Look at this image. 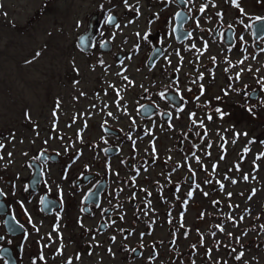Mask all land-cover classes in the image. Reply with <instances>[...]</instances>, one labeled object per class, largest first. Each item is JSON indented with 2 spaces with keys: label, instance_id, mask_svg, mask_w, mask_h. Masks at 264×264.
I'll use <instances>...</instances> for the list:
<instances>
[{
  "label": "rangeland",
  "instance_id": "rangeland-1",
  "mask_svg": "<svg viewBox=\"0 0 264 264\" xmlns=\"http://www.w3.org/2000/svg\"><path fill=\"white\" fill-rule=\"evenodd\" d=\"M204 2L0 0V189L32 216L37 264H264V104L239 105L264 101V35L252 32L264 7L211 0L201 12ZM181 6L192 34L178 41ZM41 151L58 156L50 188L71 192L52 221L20 194L24 162ZM80 169L92 176L85 192L107 182L100 207L79 203ZM25 252L20 263L33 264Z\"/></svg>",
  "mask_w": 264,
  "mask_h": 264
},
{
  "label": "flooded vegetation",
  "instance_id": "flooded-vegetation-1",
  "mask_svg": "<svg viewBox=\"0 0 264 264\" xmlns=\"http://www.w3.org/2000/svg\"><path fill=\"white\" fill-rule=\"evenodd\" d=\"M206 1L207 2H204L203 5H202V6H204V9L207 8V5H208L209 1H211V0H206ZM181 2H183V4ZM241 3L244 4V0H238L239 12L242 13L240 9H243V13L242 14H245V9L246 8L244 6H241ZM254 3L258 4V6L264 7V0H254ZM179 4L185 5V4H187V2H185V0H179ZM229 4L234 5L231 2V0H229ZM180 10H184L188 15H190L188 10L186 11L185 9L182 8V6H181ZM216 35H217L216 37H219L220 32L218 31L216 33ZM50 155H51V153H47L45 151H41L39 153V156H36V157L31 158L28 161L26 160L24 162L25 167L27 169L31 170V172H32L31 176L32 177L23 181V183H22L23 184V188L26 187V190H22L20 192V194L22 195L25 192L28 195H29V193L33 194L34 199H32L31 201H33V202L40 201L39 206L36 209L37 210H41L42 213L44 212L43 208H42V204H43V198H44L45 195H47L50 199H52L54 201H58L60 203V206L59 207H55L53 209L52 213L48 214V213L44 212L45 214H47L51 218V221H52V219L54 217H56V215L58 214L59 210H62V207L69 203L68 201H66L67 200L66 198H68L66 193H68V191L70 192V189L64 190V188H62L61 186H58L55 190H52L50 188V184H49V181H48L47 174H48V171L50 169L54 168L52 160L58 159V156H56V155H51L50 156ZM47 164H49L50 166L48 167ZM37 166L41 170V180H40V182L36 183V188H33L32 180H33L34 173L36 172V167ZM60 166H61V164L58 163V167H56V169L59 172L61 171L63 176L65 174L70 173L71 167L69 165L68 166L65 165L66 167H64V166L60 167ZM90 175L91 174L86 173V172L83 173L82 169H80L79 171H76L75 173H73V176L77 177L75 180H73V183L77 187V191L82 192V195H83V198L79 199V201H80L79 203H81L82 200H83L84 203H86L87 195L92 190H94L95 186L99 183L98 182L94 187L90 188V190H87V192H85L84 190L86 189V187H89V186L91 187L92 176H90ZM78 181H79V183H78ZM8 184L9 185H14L12 180H9ZM45 187H48V189L45 188ZM3 193H4V201H5L6 205H7V212L12 214V215H14V217L19 222V224L22 225L23 228L25 229V232L23 234H20V235H11V234H9L7 229H6V226H5V218H6V216H0V264H21L20 263L21 257L24 256L27 253V252L24 253L25 250L29 251L28 254L30 256L29 258L31 259L30 262H32L33 264H37L38 260H39V256L37 255L36 249H34V244H32L31 239L29 240V238H30V230H31V228H34V227L32 226V223H30V224L27 223V219L28 220L30 219L31 222H32V219H31L32 216L30 218L29 215H28V212L26 210H24V209L22 210V213L24 215L19 216L16 207L14 205H11V204L9 205V201L7 200V197H9L11 195L7 196V193H5V192H3ZM16 195H18V194H16ZM40 198H41V200H40ZM24 199L25 198L22 197V199L20 198L18 200V202L22 206H25V204H27V201L24 200ZM70 203L74 204V201L71 199ZM90 205H92V204H90ZM84 207H86V206H84ZM84 207H83V212H84ZM85 213H87V212H85ZM22 218H24V219H22ZM53 222H54V220H53ZM3 250L10 251V254L13 257V261L12 262L9 261L8 253H5V254L2 253ZM34 250H35L36 253L34 252Z\"/></svg>",
  "mask_w": 264,
  "mask_h": 264
},
{
  "label": "water",
  "instance_id": "water-1",
  "mask_svg": "<svg viewBox=\"0 0 264 264\" xmlns=\"http://www.w3.org/2000/svg\"><path fill=\"white\" fill-rule=\"evenodd\" d=\"M183 4V2H181ZM179 13V15H177ZM175 16V20H176V24L174 26V35L176 37V39L178 41H182L183 39H185L186 37H188V33L189 31L184 29V24L186 21H188L189 19V15L184 11V10H180L178 11ZM109 22V23H113ZM260 25H264V20L261 21H255L252 25V31H253V36L255 39H259L260 37H262L264 35V32H260L257 29L259 28ZM233 40V32L232 30H228L227 34H226V42L227 43H232ZM160 49L154 50V52L152 53V61H154V59L157 58V56L160 54ZM254 96V94L252 95ZM153 111V106L152 105H145L142 107L141 109V113L144 116H150L152 114ZM114 150L113 149H108L107 153H113ZM41 180V170L40 168L37 166L36 167V172L34 173L33 176V180H32V186L33 188H36V183L40 182ZM107 186V182L103 181V182H99L94 190H92L86 198V204H95L98 205L100 203L101 200V194L104 191L105 187ZM60 203L58 201H54L52 199H50L47 195L44 196L43 198V204H42V208L43 211L45 213H52L53 209L55 207H59ZM86 211L89 212L88 210V206H86ZM0 216H6L5 218V226L6 229L8 231L9 234L11 235H20L23 234L25 232V229L23 228V226L21 227V225L19 224V222L16 220V218L14 217V215L10 214L7 212V205L4 201V193L3 191L0 189ZM3 254L8 253L9 255V261H13V257L10 254V251L8 250H3L2 251Z\"/></svg>",
  "mask_w": 264,
  "mask_h": 264
},
{
  "label": "snow or ice",
  "instance_id": "snow-or-ice-1",
  "mask_svg": "<svg viewBox=\"0 0 264 264\" xmlns=\"http://www.w3.org/2000/svg\"><path fill=\"white\" fill-rule=\"evenodd\" d=\"M185 2H187V0H185ZM231 2H232L235 6H238V0H231ZM125 4H126V6H127V0H125ZM204 10H205V9H204V6H202L201 9H200V11L203 12ZM240 10H241V12L243 13V9H240ZM137 11H138V9H137ZM177 15H179V13H178ZM255 19H256L257 21H261V20H264V17H256ZM114 20H115V18H114L113 16H111V15H109V16L107 17V21H108V22H112V21H114ZM117 26H118V25H117ZM257 30L260 31V32H264V25H260L259 28H258ZM187 35H188V36H191V33H188ZM37 55H39V53H37ZM241 62H242V61H241ZM124 78L127 79V77H124ZM237 78H239V74H237ZM201 91L203 92V87H202V86H201ZM216 111L221 115V117H223L224 113H223L219 108L216 109ZM108 115L111 116L112 113L109 112ZM208 118L211 119L210 116H209ZM194 123H195V121H194ZM200 126L203 127V122H202V121H201ZM236 135H237V137H238L240 134H236ZM244 135H246V133H245ZM233 143H235V141H233ZM262 143H264V142H262ZM2 147H3V145L0 144V148H2ZM153 151L155 152V149H153ZM245 151H247V149H245ZM9 155H11V154L9 153ZM261 156H264V153H260V154L257 156V159H259ZM222 158H223V157H222ZM0 159H2V157H0ZM169 159H170V158H169ZM196 159H197V162H199V157H197ZM215 167H216V166L213 165V169H214V170H215ZM226 179H227V177H226ZM244 179L247 180V179H248V176L245 175V176H244ZM232 182L235 183L236 181L233 180ZM205 183H211V181H205ZM220 186H221V188H223V185H222V184H221ZM195 187H196V188H199L200 186L197 184ZM193 194H194V189H193V190H190V191L187 193V197L190 199V198H192ZM149 195H151V194L149 193ZM204 195L207 196L208 193L205 192ZM228 195L231 196V193H228ZM150 203H151V202L149 201V205H150ZM187 203H188V200L186 199V200L184 201V205H187ZM201 216H203V213L201 214ZM181 217H183V213L181 214ZM181 226H183V224H181ZM21 227H22V225H21ZM217 227L220 228L221 231H223V228H222L221 226L217 225ZM229 235H231V234H229ZM202 239H203V238H202ZM133 251H134V250H133ZM241 255H242V254H241ZM41 259H44V257L41 256ZM77 259H79V256H77ZM237 259H239V257H237ZM68 264H71V260H69Z\"/></svg>",
  "mask_w": 264,
  "mask_h": 264
},
{
  "label": "trees",
  "instance_id": "trees-1",
  "mask_svg": "<svg viewBox=\"0 0 264 264\" xmlns=\"http://www.w3.org/2000/svg\"><path fill=\"white\" fill-rule=\"evenodd\" d=\"M101 24L103 25V22H102ZM101 24H100V25H101ZM170 32H172V31H170ZM262 88H264V87H262ZM165 90H166V89H165ZM165 90H163V91H165ZM262 104H264V101H256L255 103H252V102L249 101V102H247L246 105H244V106H243V104H240V103H239V105H241L242 108L245 109V110H243V111H247V112L249 111V112H251V114H252V113L255 114V111H254V110H255V109H254V108H255V105L257 106V105H262ZM140 108H141V107H140ZM168 121H170V120H168ZM127 135L129 136V138H131V142L133 143V146H135V143H136L135 141H136V139H135V138H132V137H131V133H129V132L127 133ZM186 139H187V137H186ZM150 145H151V147H152L153 149H155V148H154V146H155L154 143H151ZM193 146L195 147V148H193V149H196L197 146H196V145H193ZM104 149H106V148H103V150H104ZM105 151H106V150H105ZM135 151H137V149H135ZM137 157H138V155L135 156V160H138ZM105 159H106V160H105L104 165H105L106 167H105V169H104V172L107 173V175H106L105 177H106V180H107V182H108V186H110V182H111V181L109 180V177H110V175H111V173H112V172H111L112 170H111V167H110V163H109V161H110V157H108V155H106V158H105ZM107 176H108V177H107ZM102 178H103V177H102ZM131 178L134 179V175L131 176ZM98 182H100V179H99V181H97V183H98ZM97 183H95V184L93 185V187H94ZM192 185H195V182H193ZM187 200H188V202H189V198H188V197H187ZM97 206L100 207V205H97ZM186 206H187V205H184V203H183V209H184V210L186 209ZM233 220H234L235 222L238 223V220H237V219H233ZM254 223H255V222H253L251 225L257 227V225L254 224ZM260 225L262 226V224H260ZM148 226L151 228V223H149ZM174 233H175V230H174ZM175 234H176V233H175ZM175 234H174V235H175ZM250 242L254 243V239H251ZM243 245H244V243L240 242V240H239V241H237L236 243H234L233 247H231L230 250H231V251H232V250L234 251V250H236L237 248H242ZM240 252H242V250H240ZM220 261H221V260H220Z\"/></svg>",
  "mask_w": 264,
  "mask_h": 264
}]
</instances>
